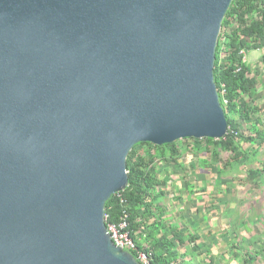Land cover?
<instances>
[{"label":"water","instance_id":"obj_1","mask_svg":"<svg viewBox=\"0 0 264 264\" xmlns=\"http://www.w3.org/2000/svg\"><path fill=\"white\" fill-rule=\"evenodd\" d=\"M233 0H0V264H140L108 233L136 144L224 138Z\"/></svg>","mask_w":264,"mask_h":264},{"label":"trees","instance_id":"obj_2","mask_svg":"<svg viewBox=\"0 0 264 264\" xmlns=\"http://www.w3.org/2000/svg\"><path fill=\"white\" fill-rule=\"evenodd\" d=\"M250 49L264 50V0H233L222 23L214 68L215 82L229 124L228 133L221 139H196L200 141V146L195 147L198 152L209 153L213 150L216 158L221 150L230 152L231 157L226 163L229 166H237L249 156V152L242 148L240 139L252 144L264 143V129L255 127L251 134L245 135L238 120L240 117L250 121L259 112L256 94L260 77L258 73L250 74L251 67L244 60ZM262 61L264 65V53ZM257 122L261 124V118H257ZM139 145L146 148L138 149ZM181 155L179 140L161 146L149 142L136 144L127 159L128 186L114 193L106 203L105 212L109 214L107 222L119 223L126 212L131 236L140 249L151 253L153 264H191L181 262L177 252L169 249L174 244V238L180 245H185L187 241L196 242L192 248H187L186 253L195 254L203 246L197 244V235L189 228L188 234H183L180 222H168V210L162 205L167 180L157 173L156 158L167 159L170 156L178 162ZM250 174L263 177L258 170ZM192 228L197 229V226ZM166 231L170 235H166ZM132 254L136 256L134 251ZM255 259L251 254L247 261L253 263ZM206 264L222 263L210 258Z\"/></svg>","mask_w":264,"mask_h":264},{"label":"rangeland","instance_id":"obj_3","mask_svg":"<svg viewBox=\"0 0 264 264\" xmlns=\"http://www.w3.org/2000/svg\"><path fill=\"white\" fill-rule=\"evenodd\" d=\"M263 53V49H250L246 54L250 74L258 73L260 83L256 94L259 112L250 121L238 117L245 135L251 134L255 127L264 129ZM257 118H261V124ZM179 141L182 155L178 162L170 156L167 159L157 156L155 161L157 173L167 180L162 205L168 210V222H180L183 234H188L189 228L197 235V244H204L195 254L186 253L196 242L180 245L174 238L169 249L177 252L181 262L191 264H206L210 258L222 264H264V143L240 139L249 156L237 166H229L226 163L230 152L221 150L216 158L213 150L198 152L195 147L200 146V141L195 138ZM253 170L260 171L263 177L252 176ZM209 225L213 236L208 233ZM251 254L256 257L253 263L247 261Z\"/></svg>","mask_w":264,"mask_h":264},{"label":"built area","instance_id":"obj_4","mask_svg":"<svg viewBox=\"0 0 264 264\" xmlns=\"http://www.w3.org/2000/svg\"><path fill=\"white\" fill-rule=\"evenodd\" d=\"M246 60V58L244 59ZM224 102L227 104L228 101L225 99ZM109 219V214L105 212V221L108 228V233L110 234L113 242L116 246L121 247L124 250H127L132 253H136L135 258L139 261L140 264H153L151 253L142 250L138 247L135 240L130 234L129 231V219L128 214L124 212L123 216L119 223L107 222Z\"/></svg>","mask_w":264,"mask_h":264},{"label":"crops","instance_id":"obj_5","mask_svg":"<svg viewBox=\"0 0 264 264\" xmlns=\"http://www.w3.org/2000/svg\"><path fill=\"white\" fill-rule=\"evenodd\" d=\"M213 225H214V223H213ZM207 228H209L208 233L213 236L212 231L210 230L211 229V225H209ZM213 229H216L215 225L213 226ZM214 233H215V231H214ZM201 244H202V242H201Z\"/></svg>","mask_w":264,"mask_h":264}]
</instances>
